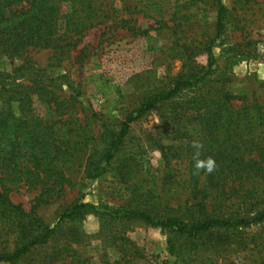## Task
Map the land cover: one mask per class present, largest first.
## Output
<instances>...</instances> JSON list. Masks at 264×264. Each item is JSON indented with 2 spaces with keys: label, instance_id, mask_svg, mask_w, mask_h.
<instances>
[{
  "label": "trees",
  "instance_id": "obj_1",
  "mask_svg": "<svg viewBox=\"0 0 264 264\" xmlns=\"http://www.w3.org/2000/svg\"><path fill=\"white\" fill-rule=\"evenodd\" d=\"M115 1L0 0V58L21 59L22 72L34 77H0V264H91L85 233L71 229L58 238L66 224L87 213L98 215L101 223L109 220L105 242L111 251L99 264L148 261L123 228L130 221L194 244L189 259H182L180 248L172 245L174 263L164 258L161 264H236L231 255L237 254H250L264 264V234L251 231L264 222V205L258 206L264 200V84L249 95L210 85L216 63L212 43L223 34L229 15L222 0H211L216 35L182 44L187 70L163 85H147L138 106L116 130H108L100 148L88 146L89 123L77 125L76 98L61 96L58 78L45 76V69L26 55L29 49L50 48L57 59L64 58L80 36L113 18L134 35L156 29L135 27L121 11L113 16ZM189 49L206 53V64L193 65ZM165 103L175 108L161 116L158 136L149 143L159 151L165 174L175 179L176 197L137 191L136 182L129 186L128 176L140 172L134 152L113 166L131 124ZM40 105L46 115L39 112ZM79 151L88 154L83 168L87 178H98L108 167L116 171L130 188L127 202L99 211L91 202L76 200L48 224L39 209L59 201L74 186ZM175 157L186 159V164L173 162ZM208 158L215 162L212 172L196 168L197 160ZM20 188L35 191L28 210L10 199Z\"/></svg>",
  "mask_w": 264,
  "mask_h": 264
},
{
  "label": "rangeland",
  "instance_id": "obj_2",
  "mask_svg": "<svg viewBox=\"0 0 264 264\" xmlns=\"http://www.w3.org/2000/svg\"><path fill=\"white\" fill-rule=\"evenodd\" d=\"M116 0L113 16L118 12L131 19V24L140 29H149L147 35L137 34L121 28L118 18L98 25L79 37V42L69 55L57 59L50 48L29 49L27 56L45 69V76L58 78L59 94L75 97L77 125L88 122L89 143L95 149L107 140L108 130H116L118 123L139 104L145 87L151 83L164 84L179 72L187 70L189 62L183 60L182 44L201 38L214 37L215 9L211 0H127L124 6ZM228 9V20L223 34L214 38L212 53L215 56V72L210 76V85L222 87L232 94L249 95L264 84V0H222ZM195 51V53H194ZM194 64L205 65L207 55L197 49H189ZM21 59L10 61L0 58V77L14 73L18 81H27L33 75L22 72ZM264 96V95H263ZM170 103L151 109L140 120L131 124L130 132L120 147L117 165L121 156L135 153L138 169L136 176H128V184L136 182L137 191L153 190L163 197H176L177 184L171 175L165 174L161 156L150 147L149 138L157 137L163 115L174 110ZM42 115L47 113L38 107ZM77 139L76 136H74ZM84 138H80L83 141ZM165 144H173L163 140ZM175 144V143H174ZM176 145V144H175ZM74 163L75 184L66 190L62 199L39 209L48 223L56 221L60 212L69 204L80 200L93 203L99 211L109 205L127 202V188L116 171L110 169L98 178H87L83 173L87 152H77ZM180 165L186 159L173 158ZM112 170V171H111ZM171 178V179H170ZM154 185V186H153ZM35 191L22 188L10 193V199L22 203L28 210ZM125 201V202H124ZM264 205V200L258 203ZM109 220H100L98 215L87 213L81 220L64 226L58 238H65L72 229L87 235L85 250L92 258L91 264H99V258L109 257ZM120 230V225H118ZM124 230L145 255V260L136 264H161L164 258L175 260L170 255L171 246L180 248V256L189 259L194 244L183 243L172 233L147 226L141 222H124ZM252 233L264 234V222L253 226ZM8 241L11 237L8 236ZM3 245H0V249ZM107 251V255L103 257ZM236 264H263L247 254L231 255ZM8 264V263H2Z\"/></svg>",
  "mask_w": 264,
  "mask_h": 264
},
{
  "label": "clouds",
  "instance_id": "obj_3",
  "mask_svg": "<svg viewBox=\"0 0 264 264\" xmlns=\"http://www.w3.org/2000/svg\"><path fill=\"white\" fill-rule=\"evenodd\" d=\"M215 167V162L212 158H208L206 161L197 160L196 168H206L208 172H212Z\"/></svg>",
  "mask_w": 264,
  "mask_h": 264
}]
</instances>
